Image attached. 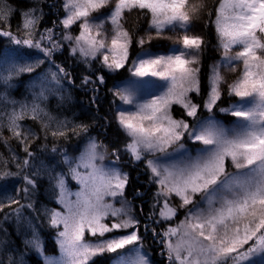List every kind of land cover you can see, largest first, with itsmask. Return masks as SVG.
Listing matches in <instances>:
<instances>
[{
	"label": "snow or ice",
	"instance_id": "snow-or-ice-1",
	"mask_svg": "<svg viewBox=\"0 0 264 264\" xmlns=\"http://www.w3.org/2000/svg\"><path fill=\"white\" fill-rule=\"evenodd\" d=\"M110 4L113 7L108 13L89 20L92 13ZM187 4L188 0H65L66 16L59 23L63 29L78 24L79 35L62 32V39H56L55 29L45 28L37 38L40 16L35 14L36 9L22 12L23 38L0 28V37H8L18 46L9 50L0 48V84L10 88L14 77L32 73L45 63L49 65L30 82L31 102L20 103L19 111L15 107L17 101L8 100L6 94L0 93V100L13 105L10 113L0 107V128L5 126L7 117V127L24 145L26 154L23 158L11 154L16 171L11 170L9 160L0 156V180L19 178L23 184L18 189L22 194L20 199L9 203L20 204L22 199L26 203L21 207L32 208L31 198L38 187L36 177L47 175L55 202L61 206L60 210L45 209L50 227L59 229L63 225V230L57 231L59 259L43 255L35 228L32 240L25 241L43 257L44 264H95L93 258L105 253L115 254L110 258L111 264H151L142 252L141 221L130 214L126 200L117 201V197L125 195L129 175L117 167L116 161L110 165L98 164L104 156L98 151L100 145L95 138L88 137L87 147L76 157L59 154L60 163L67 166L68 171L64 173L43 162L37 166L32 159L35 153L26 145L29 137L36 134L29 129L21 135L19 121L29 117L39 121L42 130L49 129L50 122L55 120L46 107L50 96H57L60 103L70 99L63 95V81L74 83L71 72L62 65H55L52 70L53 57L58 50H63L64 42L68 43L70 54L82 57L88 67L91 60H97L109 72L131 65L127 68L129 79L122 87L114 86L109 91L121 101L116 121L130 138L125 151L131 160L144 162L151 173L150 182L160 186L153 210L146 217L153 221V226L149 229L144 224L143 229L150 230L164 246L168 264H226L229 259L232 264H264V55L257 54L258 50L264 52V41L257 38V32L264 33V0H220L215 10V31L226 58L224 67H231L233 61L243 63L242 77L229 85V94L241 100L252 98L251 106L241 103L231 109H221L237 118L232 127H226L214 115H198L202 108L212 113L220 98L222 77L217 65L209 76L208 99L197 104L189 97V93L199 95L201 91L198 65L206 42L201 36L188 34L191 17ZM133 10L149 17V42L151 30L157 37L165 30L182 32L178 41L181 47L169 49L167 53L142 50L130 60V49L134 45L144 49L146 43L122 23L125 12ZM11 11L0 8V20L7 21ZM211 17L209 11L208 25L213 23ZM109 22L110 43L105 35V24ZM234 46H240V50L228 57ZM30 50L42 55L32 59ZM104 83L102 74L95 80L85 75L81 81L82 86L92 85L93 103L97 102L99 85ZM173 105L184 110V118L173 117ZM67 126V120L57 121L51 135L65 136ZM88 127L74 125L73 131L77 135L86 134ZM52 152L56 153L57 149L53 147ZM229 160L237 170L234 173L227 171ZM69 175L79 185L78 191L68 190L66 176ZM172 196L179 198L180 208L192 207L177 226L158 232L156 225L177 216V207L169 203L168 198ZM109 197L121 207H114L106 199ZM161 197H164L163 207L159 209V219H154ZM196 197L199 200L194 202ZM17 218L21 219L19 212ZM121 229L131 231L105 238L106 233ZM178 234L179 240L174 244L173 237ZM86 235L99 238L88 240Z\"/></svg>",
	"mask_w": 264,
	"mask_h": 264
},
{
	"label": "trees",
	"instance_id": "trees-1",
	"mask_svg": "<svg viewBox=\"0 0 264 264\" xmlns=\"http://www.w3.org/2000/svg\"><path fill=\"white\" fill-rule=\"evenodd\" d=\"M220 0H188L187 10L191 17L189 35L201 36L205 42L206 47L200 53V73L199 78L200 94L192 93L190 98L194 103L203 104L208 99L210 92L209 76L213 62L221 56L219 51V37L215 31L214 20L216 18L215 10L219 7ZM63 0H0V8H9L12 11L9 13L7 21L0 20V28L5 31L23 38L24 32L22 30L23 17L22 12H27L36 9L35 14L40 16L36 25L37 38L39 33L45 28L55 29V38L62 39L63 29L62 24L59 23L64 18L65 9L63 7ZM113 7L112 4L108 5L100 12H109ZM212 12L211 25H208V12ZM42 13V15H41ZM124 20L122 21L124 27L134 34L138 39L143 37L146 40L147 46L158 47L162 52H168L173 43H178L182 32H171L166 30L161 36L157 37L155 32H152L149 42V17L143 15L138 10L132 12H125ZM56 22L55 24L53 22ZM208 25V26H206ZM149 43V45H148ZM18 47L12 44L8 37H0V48L9 50ZM139 49V46L134 45L131 49V55ZM32 59L40 57L42 54L35 50ZM99 59V57H98ZM54 64L52 70H55V65H62L71 72V78L74 83H68L67 80L63 81V95L69 97L66 102L60 103L57 96H50L46 107L55 120L50 122L49 129L42 130V125L39 121L33 120L30 117L19 121L21 125V135L25 131L31 130L35 133V137H29L26 145L31 151L35 153L33 162L39 166L41 162L50 167L64 168L67 166L60 163V153H66L71 157H76L83 147L87 144V138L93 137L100 145L99 150L109 159L110 162L116 161V165L123 172L128 173L129 181L125 188V195L136 210L138 219L141 224H148L149 229L153 226V221L148 220L146 217L152 212L153 204L156 200V193L160 191V187L156 183L150 182V171L146 170L144 162H136L130 159V155L125 151V146L129 142L128 137L125 136L123 131L119 128L116 116L117 108L119 107L120 100L113 95L109 89H114L120 84H123L128 78V71L126 68L118 72H109L107 68H103L97 60H91V67L83 63V58L79 55L72 56L68 47V43L64 42L63 50H58L54 57ZM197 66V65H195ZM232 67L222 69V81L220 86L221 99L217 102L212 113H208L207 109H201L198 115L204 117L214 115L217 118H223V123L232 122V117L226 114H220L221 108L228 109L232 101H238L237 97L229 95V85L234 84L241 78L243 74V64L237 63L232 70ZM49 68L47 63L37 67L32 73H24L18 77H14L10 82L12 87H6L0 84V93L6 94L8 100H14L18 103L15 105L16 110L19 111V104L24 102H31L32 95L29 91L30 82L38 74L44 73ZM104 76L105 83L99 85V91L96 93L97 102H92L93 92L92 85L82 86L81 81L85 75L91 76L95 80L96 76ZM0 107H3L6 112H11L13 105L6 101L0 100ZM183 109L179 105H174L172 114L175 119L184 118ZM191 120V118H187ZM68 121L66 128V135L53 137L51 131L57 128V121ZM86 124L88 125L87 133H80L77 135L73 131L74 125ZM4 127L0 128V156L9 160V165L12 171H16L15 165L11 163V154L15 153L18 157L23 158L26 154L23 152L24 145H21L19 140L14 136L13 132L7 127V117L4 120ZM78 131V129H77ZM46 137V138H45ZM57 149L56 153L52 152V148ZM113 152L116 155H113ZM119 156V160H116ZM18 180L19 188L23 186L22 181ZM38 187L36 194L32 195L33 204V217L31 208L21 207L26 201H20L17 206L11 207L9 199H0V257H2V264H11L10 260L18 253L19 250L26 251L30 246L25 243L26 240H32L33 228L40 241L42 242L43 251L53 250L55 245L53 235L51 232L45 231V228H52L49 225L48 219L45 214V209H53L58 205H53L52 202L46 198L44 192L50 196L53 194L52 188L49 183L47 175L36 177ZM11 179L0 180V192L2 187H9ZM7 185V186H6ZM17 195L21 197L22 194ZM54 196V195H53ZM15 199H19L18 197ZM161 201V200H160ZM48 203V207L46 206ZM16 204V203H14ZM19 206V207H18ZM162 207L161 202L156 205V216L154 219L159 218V209ZM21 209L24 210L26 215L24 221H14V216ZM35 213V214H34ZM183 211L179 210L178 217H182ZM12 218V219H11ZM158 232L163 231L164 225L155 226ZM144 231V229L142 228ZM145 232V231H144ZM147 248L152 252V260L155 264H168L165 249L160 245L158 250H155L156 244H159L158 239L154 238L151 231L145 232ZM254 243V242H253ZM252 244V243H250ZM248 245L245 247L247 248ZM56 248V247H55ZM18 250L17 252H15ZM106 257L95 260V264H105ZM230 260V259H229ZM33 263H36L32 260ZM229 264V262H226Z\"/></svg>",
	"mask_w": 264,
	"mask_h": 264
},
{
	"label": "rangeland",
	"instance_id": "rangeland-1",
	"mask_svg": "<svg viewBox=\"0 0 264 264\" xmlns=\"http://www.w3.org/2000/svg\"><path fill=\"white\" fill-rule=\"evenodd\" d=\"M63 3H65V0H63ZM102 10V9H101ZM108 13V12H106ZM104 12H100V10L98 12H94L90 15L89 17V20H92L94 17H100L104 14H106ZM66 16V12H65V15L64 17ZM215 21V20H214ZM105 29L107 30V32L105 33V35H107L109 37V43H110V35H111V25H110V22L109 23H106L105 24ZM152 32H155L154 30H151ZM166 31V30H165ZM66 32H70L73 36H76V35H79V32H80V29L78 27V24H74L70 29H66ZM93 32H95V29H93ZM257 38L258 39H261L262 41H264V33H259L257 32ZM149 45V43H148ZM219 46V51H220V54L221 56L219 58L216 59L215 62H213V65L211 67V71H210V75L212 73V68L214 65H217L219 67V71H220V75L222 77V69L223 68H228V67H224V61H225V53H224V49L222 46H220V44H218ZM181 47V44L180 43H173L172 46L170 47V49H173V48H180ZM142 50H148V51H151L152 53H166V52H162V50H158V47H150V46H147V44L145 43L144 45V49H141L139 47V49H137L135 51L134 54L131 55V52H130V60H134L137 56L138 53H140ZM237 50H240V46H234L228 53V57H233L235 56V53ZM257 54L258 55H264V52H261L260 50L257 51ZM237 63H242V61H233V64L232 66L234 67L235 64ZM243 64V63H242ZM131 65L128 64L125 66V68L127 69L128 67H130ZM193 67H195V65H193ZM121 70V69H120ZM115 73V72H113ZM130 77V73L128 72V78L127 80L129 79ZM242 77V76H241ZM152 79H157V78H152ZM240 79V78H239ZM125 80V82L127 81ZM222 81V80H221ZM124 84V83H123ZM123 84H120L119 86L117 87H122ZM220 86H221V82L219 84V91H220ZM192 93H189V97ZM231 95V97H234L235 95L234 94H229ZM237 97V96H235ZM239 100L238 101H232L231 102V105L229 106L228 109H231L234 105H239L241 103L245 104L246 106H251L252 104V98L249 97V98H245L244 100H241L240 97H237ZM221 99V91H220V98L217 100V102ZM216 102V104H217ZM119 106H121V101H120V104ZM216 106V105H215ZM215 106L213 107V109L215 108ZM123 107L125 108H128L129 106L127 105H124ZM174 107V105L172 106V108ZM221 109H226V108H221ZM226 114V115H229L230 117H232V122L230 123H223L222 120H224L223 118H217L216 116V119L219 120L222 124H224L226 127H232L236 122H237V118L236 117H233L230 115V112H227V111H221L220 110V114ZM173 115V114H172ZM87 147V144L83 147V150L84 148ZM201 147H203L201 145ZM98 151L101 153V151L98 149ZM169 151H172V149L170 148ZM102 154V153H101ZM193 155H195V152L193 151L192 153ZM103 155V154H102ZM161 154L157 153V156H160ZM104 156V155H103ZM155 158V157H153ZM98 164H101V165H110L111 162L109 161V159H107L105 156H104V159L102 161H98ZM63 171L64 173H67L68 170H65L64 168H56V171L59 172V171ZM227 171L228 172H236L237 170L234 168V166L231 165V162L230 160L227 162ZM241 171H247V169H243ZM7 186V185H6ZM9 187H2V192H0V199L3 198V199H9L11 198L12 199H15V198H19L20 199V196L17 195V191L19 189V184H18V180L17 179H11L10 181V184L8 185ZM66 186L68 188V190L70 192H75V191H78L79 190V185H77L76 181L73 180L71 178V176H66ZM160 187V186H159ZM36 192V191H35ZM37 193V192H36ZM35 193V194H36ZM44 194L46 195V198L49 199L53 205H58L55 201H56V197L53 196L54 194H52L51 196L47 193V192H44ZM72 199H74V197H71ZM108 199L109 202H113L111 200V198H106ZM121 199H124L128 202V205H129V211H130V214L137 218V214H136V210L134 208V206L131 204V202L128 200V198L126 197V195H124V197H117V201L121 200ZM163 199L164 197H161L160 200H161V204H162V207H163ZM169 203L174 206V207H177V216L173 219V220H170V221H161V223L164 225V228L168 227V226H177L181 221H183L185 219V216L187 215V210L188 208H191L192 205H189V206H186L184 208H180L179 207V198L178 197H169ZM199 200V197H196L194 198V202L195 201H198ZM21 201V200H20ZM22 202V201H21ZM114 203V207H121L120 203H117V202H113ZM11 207H14V206H17L18 204H14V203H11ZM46 206L48 207V203H46ZM201 207H204L203 204L200 205ZM19 207V206H18ZM161 207V208H162ZM49 208V207H48ZM22 208H20L19 210V216L21 217V219H19L20 221H24L25 222V219H26V215L24 214V210L21 211ZM34 208L32 207L31 209H29L31 212H32V217H33V210ZM53 209H56V210H60L61 209V206L58 205V207H54ZM48 210H51L50 208ZM179 210H182L183 211V215L182 217H178V213H179ZM35 214V213H34ZM12 219V218H11ZM111 219H117V218H111ZM159 219V218H158ZM18 218H17V214H15L14 216V221L18 222L19 221ZM143 228V225L141 224L140 226V235L142 236V252L143 253H146L147 254V258L150 260L151 264H155L152 260V252L147 248V244H146V237H145V232L142 230ZM62 231L63 230V225H60L59 229H56V228H48V226L45 228V231L48 233L49 231L51 232V235H53V245H55V247L52 249H50V251H43V255L46 256V257H50V258H56V259H59L60 256H61V249H60V246L57 244V231ZM164 230V229H163ZM128 231H131V229H121L119 230V232H113V233H106L105 234V238L107 237H110V236H113V235H122V234H125L126 232ZM32 238H33V235H32ZM99 237H90V236H87L86 235V239L88 240H95V239H98ZM31 240V239H30ZM40 240V239H39ZM179 240V234L177 237H173V243H177ZM159 242V240H158ZM253 241H250V243H253ZM162 245L160 242L159 244H156V247H155V250L157 251L158 250V247ZM247 245H245L244 247H246ZM129 247H132V246H129ZM164 248V246H162ZM43 249V247H42ZM165 249V248H164ZM18 250H16L15 252H17ZM121 251H127V249L125 250H121ZM241 251H243V249H241ZM165 254L167 256V252L165 250ZM184 254V253H182ZM115 254H108V253H105L103 256H98V257H95L93 258V260H97L99 258H102V257H106V260L104 261L105 264H111V257L114 256ZM3 257V256H2ZM2 257H0V264H2ZM5 258V257H3ZM34 260L36 263H33ZM227 262H229V264H232V261L231 260H228ZM10 263L11 264H44V259L43 257L35 250L33 249L31 246H30V249L29 250H26V251H21L19 250L18 253H16L12 259L10 260Z\"/></svg>",
	"mask_w": 264,
	"mask_h": 264
}]
</instances>
